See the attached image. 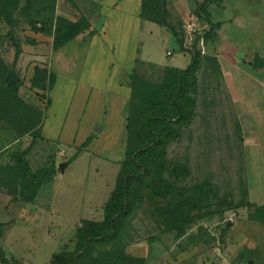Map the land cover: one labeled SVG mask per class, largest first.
<instances>
[{
	"label": "rangeland",
	"instance_id": "obj_1",
	"mask_svg": "<svg viewBox=\"0 0 264 264\" xmlns=\"http://www.w3.org/2000/svg\"><path fill=\"white\" fill-rule=\"evenodd\" d=\"M159 8V0H143L144 21L158 20ZM185 12V19L174 20L177 33L186 20L199 17L193 10ZM29 19L42 26L36 28ZM102 19L98 1L0 0V264H141L160 255L162 245L166 258L182 264H264V137L259 133V109L230 106L234 93L212 89L210 77L194 70L182 75L183 88L176 91L177 78L167 63L187 53L177 52L163 26L140 37L146 49L166 61H138L130 71H119L118 80L133 86L122 113L123 132L107 153L88 161L97 163L92 176L98 182L103 165H112L102 159L118 165L104 201L92 204L96 212L90 209V215L72 214L67 210L71 204L59 200V214L47 213L53 205L50 181L60 178L57 173L70 161L64 152L69 147L39 138L53 41L98 30ZM203 23L200 18L195 22L199 28ZM113 27L112 19L107 28ZM201 30L206 35L209 29ZM76 35L84 38L85 33ZM169 49L171 56L164 54ZM179 49L191 54L181 44ZM249 87L251 99H258L253 80ZM84 93L78 87L74 91L72 116ZM167 96L182 105L181 116H174ZM144 111L154 115L149 119L154 132L141 124ZM79 128L73 144L81 135ZM71 132L61 136L67 138ZM32 136L33 145L22 154L24 175L14 156ZM128 154L134 155L133 161ZM83 160L85 156L79 157L62 176L74 194L82 184ZM48 166L56 170L53 176L31 188L26 178ZM124 174L128 193L125 211L119 212L117 176ZM21 194L32 197L23 200ZM110 216L113 234L89 240L81 248V230L103 234L109 230ZM193 222L194 230L185 228Z\"/></svg>",
	"mask_w": 264,
	"mask_h": 264
},
{
	"label": "crops",
	"instance_id": "obj_2",
	"mask_svg": "<svg viewBox=\"0 0 264 264\" xmlns=\"http://www.w3.org/2000/svg\"><path fill=\"white\" fill-rule=\"evenodd\" d=\"M90 1L99 2V10L103 15L100 28L92 35L86 31L80 32L85 33L84 38H78L77 35L69 38L51 50L48 61L49 71L54 76L48 87V102L40 122V140L57 141L63 148L69 147L70 150L64 152L70 156L85 136L93 133L85 149L71 159L60 174L57 173L60 178L50 181V204L56 205L49 206V215L59 214L58 200L71 204L67 210L75 215H90V209L95 210L92 204L100 205L104 201L118 165L101 158L104 162H112V165H103L104 170H99L102 174L98 182L92 176L97 163H89L93 158H98L101 152L107 153L111 142L124 129L122 113L130 86L118 80L119 71L122 68L130 71L136 59L166 61L146 49L144 39L140 37V33L150 36L151 32L162 26L144 21L140 16V0ZM200 2L202 5L197 10L199 17L196 16L194 22L200 18L204 21L202 25L209 30L204 37V53L199 54L194 72L209 76L212 89L218 92L232 91V101L235 103L230 106L246 109L258 107L259 133L264 137V0H165L168 20L174 25V20L185 19V9L187 12L194 10ZM112 19L114 27L109 30L107 24ZM165 28L177 52L187 53L182 60L167 64L183 67L188 63L190 53L180 50L170 30ZM172 53L170 51L167 56ZM252 80L259 93L258 99L253 100L249 95ZM77 87L85 93L81 106L72 116L74 106L71 103ZM244 114L248 117L250 113L246 110ZM78 127L82 128L81 135L73 144ZM69 129L71 134L63 138L62 133L65 134ZM81 156L86 158L80 172L82 184L74 194L69 184L62 181V176ZM73 196L76 197L75 201H69ZM196 222L199 224L202 219L198 217ZM197 223L193 222L192 227L185 228L194 230ZM167 252L162 245L161 254L143 264H182L178 260L166 258Z\"/></svg>",
	"mask_w": 264,
	"mask_h": 264
},
{
	"label": "trees",
	"instance_id": "obj_3",
	"mask_svg": "<svg viewBox=\"0 0 264 264\" xmlns=\"http://www.w3.org/2000/svg\"><path fill=\"white\" fill-rule=\"evenodd\" d=\"M203 2V1H202ZM202 2L198 3L195 8H194V12H197V10L199 9V7L202 5ZM165 0H159V18L158 20H153L154 23L162 25L167 27L171 34L174 36L178 46H180L181 44V31H179V33L176 32L174 25L167 19L166 16V8H165ZM142 10H143V0H140V16L143 18L142 15ZM29 22H33V26H35L36 28H39L40 26H42V24L40 22H36L32 19L28 20ZM35 22V23H34ZM87 25V24H86ZM84 31V30H83ZM82 30L79 32H75L71 35H68L60 40L58 39H54L53 41V49L58 48L60 45H62L63 42H65L66 40H68L69 38L74 37L77 33L83 32ZM96 32V30H92L87 32L88 35H92ZM178 36V37H177ZM205 37V35H204ZM198 56H199V52L196 50H192L191 54H190V58L188 63L183 66V67H177V66H170L169 68H171V70L174 72L175 77L177 78L176 80V87L175 90L176 91H180L183 86L181 85L180 79L182 77L183 74L186 73H193V70L196 66V63L198 61ZM138 61H142V60H135V62ZM132 72V71H131ZM51 74V81L53 79L54 74L52 72H50ZM132 74V73H131ZM130 86V93L128 98L131 95V92L133 90V86H131V84H128ZM167 100L169 102V104L171 105V107L173 108V112H174V116L179 117L182 114L183 111V107L182 105H180L179 103L175 102L173 99L170 98V96H167ZM46 106V105H45ZM44 116V115H43ZM151 117H154V115H152V113H149L148 111H144L142 117H141V124L142 126L145 128L146 131L148 132H154V130H152V128L150 127L149 124V119ZM93 137V133L88 134L87 136H85V138L83 139V141H81L75 148L74 152L69 156V160L75 158V156L81 151V149L83 147H85L91 140V138ZM34 136H32L28 143L26 144V146L23 148V150L19 153H17L14 156V161L15 164L19 167V169L22 171V173L25 175L27 174V167L26 164L24 163L23 159H22V154L26 153L27 150L31 147V145H33L34 143ZM130 160H134V155L133 154H128ZM56 170L52 167V166H48L46 167L44 170H42V172L38 175V176H34L31 175V177L26 178L27 184L32 188L34 187V185L45 182L47 180H49L54 172ZM27 176V175H26ZM119 181H120V204H121V209L119 210V212H124L125 211V206H126V196L128 193V184H127V178L124 175L122 176H117ZM33 195V194H32ZM32 196L31 195H27V194H21L20 195V199L23 200H29ZM109 230L103 234H94L92 233L90 230L88 229H82L80 232V239H81V248H85L86 243L89 240H98L101 239L102 237L105 236H111L115 230V225H114V217L110 216L109 218ZM143 264V262L141 263Z\"/></svg>",
	"mask_w": 264,
	"mask_h": 264
},
{
	"label": "built area",
	"instance_id": "obj_4",
	"mask_svg": "<svg viewBox=\"0 0 264 264\" xmlns=\"http://www.w3.org/2000/svg\"><path fill=\"white\" fill-rule=\"evenodd\" d=\"M205 28V25L199 28L194 22V20H186L181 25V46L186 49L196 50L199 53H204V35L201 28ZM166 54L170 51L166 50Z\"/></svg>",
	"mask_w": 264,
	"mask_h": 264
},
{
	"label": "water",
	"instance_id": "obj_5",
	"mask_svg": "<svg viewBox=\"0 0 264 264\" xmlns=\"http://www.w3.org/2000/svg\"><path fill=\"white\" fill-rule=\"evenodd\" d=\"M11 80V78H9V81ZM93 129H96L95 127H93ZM227 224H228V222H229V219H227L226 221H225Z\"/></svg>",
	"mask_w": 264,
	"mask_h": 264
}]
</instances>
